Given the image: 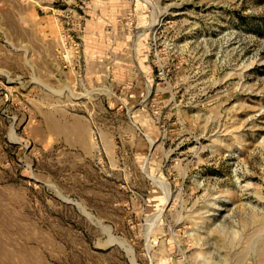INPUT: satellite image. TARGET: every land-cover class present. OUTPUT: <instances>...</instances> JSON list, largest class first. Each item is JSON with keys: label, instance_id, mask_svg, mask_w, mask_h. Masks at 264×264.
Listing matches in <instances>:
<instances>
[{"label": "rangeland", "instance_id": "374dc122", "mask_svg": "<svg viewBox=\"0 0 264 264\" xmlns=\"http://www.w3.org/2000/svg\"><path fill=\"white\" fill-rule=\"evenodd\" d=\"M263 253L264 0H0V264Z\"/></svg>", "mask_w": 264, "mask_h": 264}, {"label": "bare ground", "instance_id": "6f19581e", "mask_svg": "<svg viewBox=\"0 0 264 264\" xmlns=\"http://www.w3.org/2000/svg\"><path fill=\"white\" fill-rule=\"evenodd\" d=\"M149 88H150V87H149ZM262 255H264V253H263Z\"/></svg>", "mask_w": 264, "mask_h": 264}, {"label": "built area", "instance_id": "2783aa9c", "mask_svg": "<svg viewBox=\"0 0 264 264\" xmlns=\"http://www.w3.org/2000/svg\"><path fill=\"white\" fill-rule=\"evenodd\" d=\"M67 52V51H66Z\"/></svg>", "mask_w": 264, "mask_h": 264}]
</instances>
